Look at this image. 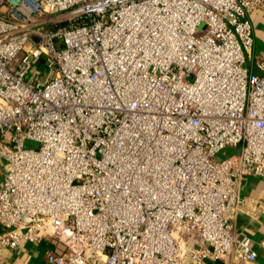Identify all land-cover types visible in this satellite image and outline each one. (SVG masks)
Masks as SVG:
<instances>
[{
    "label": "built area",
    "instance_id": "1",
    "mask_svg": "<svg viewBox=\"0 0 264 264\" xmlns=\"http://www.w3.org/2000/svg\"><path fill=\"white\" fill-rule=\"evenodd\" d=\"M254 11L0 0V255L46 240L52 264L254 260L233 223L240 183L264 178Z\"/></svg>",
    "mask_w": 264,
    "mask_h": 264
},
{
    "label": "crops",
    "instance_id": "2",
    "mask_svg": "<svg viewBox=\"0 0 264 264\" xmlns=\"http://www.w3.org/2000/svg\"><path fill=\"white\" fill-rule=\"evenodd\" d=\"M249 19L253 41L247 64L253 71H257L254 62L257 56L264 52V15L254 11L249 15ZM238 195L243 200L244 207L233 218L234 231L256 251V258L243 262L232 256L206 260L201 264H264V213L255 211V215L250 214L253 202L264 203V178L248 175L240 183ZM48 246L49 242L46 240L23 241L15 248L2 253L0 264H52L45 258L44 252Z\"/></svg>",
    "mask_w": 264,
    "mask_h": 264
},
{
    "label": "rangeland",
    "instance_id": "3",
    "mask_svg": "<svg viewBox=\"0 0 264 264\" xmlns=\"http://www.w3.org/2000/svg\"><path fill=\"white\" fill-rule=\"evenodd\" d=\"M42 73H43V75L41 76V79L44 78V76H45V71H43ZM223 151H224V152H223ZM223 151L219 152L218 155L221 156V157H224V156L229 155V154H231V153L233 152V151H232L231 149H229V148H227V149H225V150H223Z\"/></svg>",
    "mask_w": 264,
    "mask_h": 264
}]
</instances>
